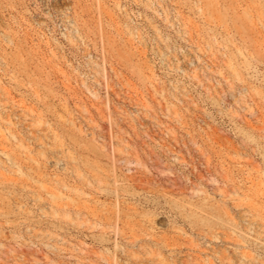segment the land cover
I'll use <instances>...</instances> for the list:
<instances>
[{
  "label": "rangeland",
  "instance_id": "1",
  "mask_svg": "<svg viewBox=\"0 0 264 264\" xmlns=\"http://www.w3.org/2000/svg\"><path fill=\"white\" fill-rule=\"evenodd\" d=\"M0 264H264V0H0Z\"/></svg>",
  "mask_w": 264,
  "mask_h": 264
}]
</instances>
